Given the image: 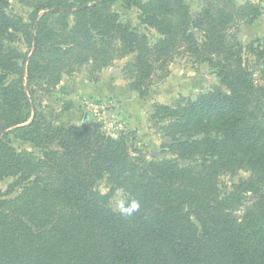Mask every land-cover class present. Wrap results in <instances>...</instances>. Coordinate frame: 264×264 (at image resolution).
Here are the masks:
<instances>
[{
	"label": "trees",
	"instance_id": "obj_1",
	"mask_svg": "<svg viewBox=\"0 0 264 264\" xmlns=\"http://www.w3.org/2000/svg\"><path fill=\"white\" fill-rule=\"evenodd\" d=\"M7 1H0V133L2 123L9 129L0 137V179L14 176L24 187L16 198L0 193V264H264V71L263 82H256L241 44L225 39L216 27L223 25L219 15L207 10L196 20L207 25L199 44L189 33L184 0L142 5L153 15L148 22L169 36L160 41L159 56L182 38L201 61L216 65L229 89L182 97L173 108L155 105L171 119L167 135L174 157L148 161L132 155L125 138H113L92 122L69 127L37 115L28 123L30 101L21 81H8L27 57L5 45L7 36L25 32L27 43L34 44L29 79L46 84L58 82L78 57L87 62L92 55L81 57L87 51L93 60L106 55L98 63L105 66L120 40L137 52L134 85L144 87L145 96L152 50L139 49L140 36L119 21L111 0H32L30 23L7 14ZM249 12L248 20L261 14L258 6ZM71 14L75 22L69 27ZM201 48L217 59L203 57ZM12 127L43 147L44 158L19 151L11 141ZM244 168L249 176L223 197L218 176ZM103 178L108 193L96 188ZM120 188L128 200L123 211H115L110 198Z\"/></svg>",
	"mask_w": 264,
	"mask_h": 264
},
{
	"label": "rangeland",
	"instance_id": "obj_2",
	"mask_svg": "<svg viewBox=\"0 0 264 264\" xmlns=\"http://www.w3.org/2000/svg\"><path fill=\"white\" fill-rule=\"evenodd\" d=\"M184 1L191 15L189 33L195 36L198 43L204 44L203 29H206L207 25L199 26L196 20L204 12L211 10L212 13L219 15L217 18L220 21H223V25L218 22L216 27L222 29L225 39L241 44L243 59L252 77L256 82L262 83L264 0ZM140 2V4H134L124 2V0H111L110 5L111 10L118 14L119 21L140 36L139 46L141 48L139 49L143 51L146 46H150L152 50L151 84L145 96L140 94V89L144 87H135L138 85L136 77L139 72L137 52L125 48L120 40L115 41L117 51L105 60L107 63L105 66H100L98 63L106 55L98 58L94 56L96 59L93 60V54L87 51L81 56L88 53L92 55L87 62L78 61L80 59L78 57L73 60L71 66L63 69L58 82L53 81L46 84V80L29 79L27 63L34 51V44L30 46L27 43L25 32L21 31L16 36L3 38L5 45L18 48L27 57V60H19V68L14 70L19 74H10L8 81L19 83L21 81L22 91L30 101L31 116L28 123L37 115L55 125L65 124L69 127H83L92 122L113 138H125L130 153L135 157L148 161H160L174 157L168 147L172 139L167 135V127L171 119L165 117L164 111L158 113L155 105L161 104L173 108L182 97L196 99L202 93L217 89L228 92L229 89L218 76L216 65L201 61V56H195L187 44L180 41V39L183 40L182 38H177L175 41L172 38L173 42L167 53L159 56L156 50L160 47V41L169 36L162 34L148 22V17H153V15L147 12L142 5H147L149 0ZM32 3V0L28 2L9 0L3 7L10 16L30 23V15L34 10ZM254 6L259 7L261 14L256 20H248L253 15L249 11L253 10ZM243 7H245L244 11ZM170 19L173 20L172 15ZM74 22V15L71 14L69 27H72ZM252 42H254V51L250 50ZM200 50L203 57L217 59L214 53L209 54L203 48ZM2 124L4 130L0 133V137L9 129L4 123ZM13 131V127L10 128L11 141L19 151L28 150L39 158H44L45 149L43 147L22 139L19 132ZM53 146L58 147L57 142ZM187 163V160H181L182 165ZM249 173L247 168L234 173L222 172L218 176L221 195L224 197L240 178L248 177ZM16 181L17 177L14 176L0 179V193L4 195L3 198H16L22 193L24 185H17ZM96 188L102 193L110 191L106 178L99 181ZM127 200L128 195L120 188L112 194L110 207L115 211H123ZM248 200L249 202L245 198L244 201L247 205L252 201L250 197Z\"/></svg>",
	"mask_w": 264,
	"mask_h": 264
},
{
	"label": "clouds",
	"instance_id": "obj_3",
	"mask_svg": "<svg viewBox=\"0 0 264 264\" xmlns=\"http://www.w3.org/2000/svg\"><path fill=\"white\" fill-rule=\"evenodd\" d=\"M133 207H136V205H133Z\"/></svg>",
	"mask_w": 264,
	"mask_h": 264
}]
</instances>
